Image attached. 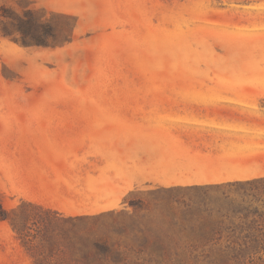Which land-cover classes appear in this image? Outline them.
Here are the masks:
<instances>
[{
  "label": "rangeland",
  "instance_id": "rangeland-1",
  "mask_svg": "<svg viewBox=\"0 0 264 264\" xmlns=\"http://www.w3.org/2000/svg\"><path fill=\"white\" fill-rule=\"evenodd\" d=\"M139 105H264V0H0V264H264L247 182L80 185L81 131Z\"/></svg>",
  "mask_w": 264,
  "mask_h": 264
},
{
  "label": "crops",
  "instance_id": "crops-1",
  "mask_svg": "<svg viewBox=\"0 0 264 264\" xmlns=\"http://www.w3.org/2000/svg\"><path fill=\"white\" fill-rule=\"evenodd\" d=\"M139 106L131 120L81 131L107 139L78 145L82 152L96 153L87 158L90 166L81 165L82 187L90 182L101 192L106 186L118 200L115 205L147 186L188 189L264 179V105ZM40 162L42 176L29 192L37 204L49 207L47 199L60 196L54 187L60 181L48 178L46 160Z\"/></svg>",
  "mask_w": 264,
  "mask_h": 264
},
{
  "label": "trees",
  "instance_id": "trees-1",
  "mask_svg": "<svg viewBox=\"0 0 264 264\" xmlns=\"http://www.w3.org/2000/svg\"><path fill=\"white\" fill-rule=\"evenodd\" d=\"M263 183L264 179L247 182V184L255 188L258 194L259 192L264 194ZM47 213L50 214L51 212L47 211ZM51 214L56 215L54 213ZM243 218L246 219V222L249 221L248 225L252 226V229L256 232V235H253L252 240L258 244L264 241V233L262 232V226H264V209L256 207L252 210H247L246 213H244Z\"/></svg>",
  "mask_w": 264,
  "mask_h": 264
}]
</instances>
